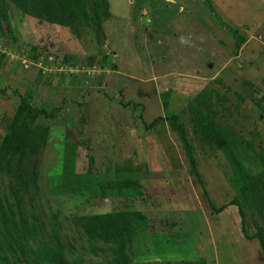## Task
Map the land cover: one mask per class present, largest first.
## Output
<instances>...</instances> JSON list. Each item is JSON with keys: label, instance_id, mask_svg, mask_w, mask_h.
<instances>
[{"label": "rangeland", "instance_id": "rangeland-1", "mask_svg": "<svg viewBox=\"0 0 264 264\" xmlns=\"http://www.w3.org/2000/svg\"><path fill=\"white\" fill-rule=\"evenodd\" d=\"M108 7L107 15L77 7L62 26L10 3L0 20V143L21 99L39 113L28 121L17 115L13 127L46 134L23 158L26 176L37 175L24 189L25 209L48 230L55 217L72 247L64 256L83 264H264L255 236L264 241V215L238 193L239 171H264V0H108ZM171 114L185 125L195 167ZM207 128L231 134L233 147L218 146ZM18 161L0 170V196L11 198ZM66 172L87 174L86 189L53 193L49 177ZM136 211L172 213L179 237L129 222L115 261L76 222ZM35 259L16 248L3 260L54 264Z\"/></svg>", "mask_w": 264, "mask_h": 264}, {"label": "trees", "instance_id": "trees-1", "mask_svg": "<svg viewBox=\"0 0 264 264\" xmlns=\"http://www.w3.org/2000/svg\"><path fill=\"white\" fill-rule=\"evenodd\" d=\"M10 3L30 17L62 26L67 25L71 20L76 18L77 7L89 5L90 11L95 12L97 15L100 13L107 15L109 8L108 0H0V20L8 18ZM129 104H132L133 107L136 106V103L132 102L123 103L124 107ZM20 105L21 108L17 110L14 119L11 121L10 128L4 134L0 143V170L9 167L14 160L18 159L17 166L21 171L18 182H13L7 188L8 196L10 195L11 198L8 199L6 196H0V264H5L6 261L3 259L6 253L8 251L14 252L16 248H20L23 252L31 254L32 257H36L35 260L38 263L49 261L54 264H83L82 259L77 256L72 261L67 260L64 256L66 249L72 252V247L59 233V223L55 217H52L49 221L52 228L48 230L46 222L40 216L37 217L34 211H29L24 207V189L27 191L30 188L29 181L35 180L37 175L33 174L30 178H28L29 175L26 176L23 158L33 154L37 150L43 143L42 141L46 134L45 132L33 131L32 128L28 131H22L13 127L16 125L17 119L19 120L16 117L17 115H20L21 118L26 117L28 121L32 115H38L39 113L36 108L23 99L20 100ZM40 114L51 116L47 112H44V110ZM168 118L172 128L179 133L190 161L193 167H195V160L191 144L186 136L185 125L179 121L177 114H171ZM158 119H161V117L156 118V120ZM154 124L155 121L145 124V127L149 129ZM207 131L206 134L212 135L214 142L218 146L221 145L225 148L233 147L235 140L231 134H225L224 130L217 132L214 128L213 130L207 128ZM239 173L240 190L238 193L244 199L251 201L259 214L264 215V171L255 177L246 176L240 171ZM83 175L81 177L69 172L53 174L49 177V188L53 193H58L57 196L68 197L69 195L64 194V191L67 192L70 188H76L78 191L86 189L88 177L87 174ZM74 177L82 178V184L76 181ZM121 184L131 188L138 187L134 179H122ZM232 203L239 205V201L236 198L232 199ZM223 207L216 208V212L221 211ZM238 210L242 215L241 206H239ZM76 222L83 229L85 236L92 246L98 245L102 250L108 249L114 255V260L123 249L131 232L130 226L132 227V225L129 222L138 223L143 229L151 230L153 233L157 231L162 236L176 235L178 237V228L181 225V222L176 221L172 213H144L143 211H136L132 214L128 213V215L122 213L83 215L79 216ZM38 233L45 236V240L40 243L37 242L36 235ZM255 236L259 238L261 244H264L261 232H256ZM18 239H20V244ZM33 242H36V247Z\"/></svg>", "mask_w": 264, "mask_h": 264}]
</instances>
